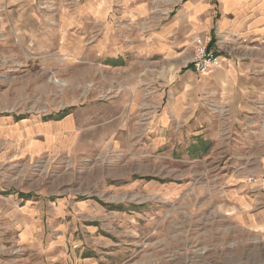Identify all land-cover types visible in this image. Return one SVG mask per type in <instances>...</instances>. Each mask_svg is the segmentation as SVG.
Returning <instances> with one entry per match:
<instances>
[{
  "label": "rangeland",
  "instance_id": "rangeland-1",
  "mask_svg": "<svg viewBox=\"0 0 264 264\" xmlns=\"http://www.w3.org/2000/svg\"><path fill=\"white\" fill-rule=\"evenodd\" d=\"M10 31L0 24V264H264L263 122L237 132L261 137L155 138L134 88ZM67 117L63 146L41 150L43 126Z\"/></svg>",
  "mask_w": 264,
  "mask_h": 264
},
{
  "label": "crops",
  "instance_id": "crops-1",
  "mask_svg": "<svg viewBox=\"0 0 264 264\" xmlns=\"http://www.w3.org/2000/svg\"><path fill=\"white\" fill-rule=\"evenodd\" d=\"M4 2L0 24L10 40L48 43L56 59L99 67L105 86L134 88L131 100L154 107L145 123L155 138L241 137L246 125L264 124V109L263 119L248 116L264 108V0ZM196 37L223 58L204 74L189 66ZM215 109L221 120L212 124ZM72 124L46 123L41 150L63 146Z\"/></svg>",
  "mask_w": 264,
  "mask_h": 264
},
{
  "label": "built area",
  "instance_id": "built-area-1",
  "mask_svg": "<svg viewBox=\"0 0 264 264\" xmlns=\"http://www.w3.org/2000/svg\"><path fill=\"white\" fill-rule=\"evenodd\" d=\"M222 56L211 50L208 43L196 37L193 43L192 58L189 66L198 74L207 73L210 69L222 63ZM251 178H249L250 180Z\"/></svg>",
  "mask_w": 264,
  "mask_h": 264
},
{
  "label": "trees",
  "instance_id": "trees-1",
  "mask_svg": "<svg viewBox=\"0 0 264 264\" xmlns=\"http://www.w3.org/2000/svg\"><path fill=\"white\" fill-rule=\"evenodd\" d=\"M199 142L202 143L201 139H199ZM195 149H197V148L195 147Z\"/></svg>",
  "mask_w": 264,
  "mask_h": 264
}]
</instances>
